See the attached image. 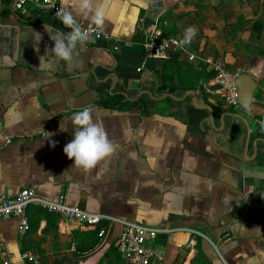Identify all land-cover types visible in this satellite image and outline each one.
Segmentation results:
<instances>
[{"label": "crops", "instance_id": "1", "mask_svg": "<svg viewBox=\"0 0 264 264\" xmlns=\"http://www.w3.org/2000/svg\"><path fill=\"white\" fill-rule=\"evenodd\" d=\"M97 3L104 23L84 15L77 23L100 26L120 50L89 38L64 62L51 55L50 34L70 29L55 13L31 8L23 16L13 0H0V192L35 186L48 200L168 228L156 246L165 259L155 264H264V0ZM138 30L144 51L133 49ZM158 30L170 43L163 52L146 47ZM46 53L47 67L40 65ZM206 60L255 78L250 112L218 93L213 77L185 69ZM116 93L145 108H106L101 100ZM83 108L114 149L90 169L63 151L73 138L70 118ZM46 226L42 219L22 235L18 218L0 220V264H31L27 251L41 264H127L116 221L92 249L94 229L61 219Z\"/></svg>", "mask_w": 264, "mask_h": 264}, {"label": "built area", "instance_id": "2", "mask_svg": "<svg viewBox=\"0 0 264 264\" xmlns=\"http://www.w3.org/2000/svg\"><path fill=\"white\" fill-rule=\"evenodd\" d=\"M63 6L62 0H13V9L20 15H27L33 8L36 12H57ZM83 31L89 34V38L102 39L112 45V49L120 50L121 46L117 39L106 33L100 26H80ZM162 33L154 31L150 34L146 47L163 52L170 46L168 40L161 37ZM189 61H195L196 56L190 54ZM205 64L214 71V85L218 93L226 100L239 106L238 88L236 79L239 72L233 71L223 61L206 60ZM31 205L56 213L61 220L76 223L82 228L97 229L100 227V234H105V227L111 221L123 225V233L118 242V250L127 261V264H155L165 259V254L156 248L159 239L169 233L168 228H154L136 222L118 219L102 214H94L69 204L63 197L57 201L48 200L39 196L35 186L24 188L16 195H8L0 192V220L7 218H18L20 220V233L26 234L28 229L27 210ZM0 242V250L2 249ZM24 260L31 264H41V257L34 251H27L22 254Z\"/></svg>", "mask_w": 264, "mask_h": 264}, {"label": "clouds", "instance_id": "3", "mask_svg": "<svg viewBox=\"0 0 264 264\" xmlns=\"http://www.w3.org/2000/svg\"><path fill=\"white\" fill-rule=\"evenodd\" d=\"M63 6L57 9L56 16L70 31L66 34H50L53 46L51 55L58 60L69 62L72 59L73 48L84 45L89 40V34L83 31L77 23V16H90L91 20L102 25L106 19L105 9L102 5H93V0H62ZM48 31V29L46 28ZM186 33L193 34V29H186ZM37 41L40 35L37 33ZM42 66H49L47 53L41 57ZM74 127L73 138L64 146V153L73 160L74 165L84 169L93 168L100 160L113 152V144L109 140L105 129L95 122L89 108L75 112L71 116Z\"/></svg>", "mask_w": 264, "mask_h": 264}, {"label": "trees", "instance_id": "4", "mask_svg": "<svg viewBox=\"0 0 264 264\" xmlns=\"http://www.w3.org/2000/svg\"><path fill=\"white\" fill-rule=\"evenodd\" d=\"M163 36L166 37V34H163ZM145 40H146V36L143 33V31L138 30L137 33L133 37V41L136 43L133 46V49H135L137 51H144V46L141 43H143ZM173 47H174V45L172 46V48ZM171 53H173V52H171ZM169 67H170V65H169ZM185 69L191 73H200L202 75H205L207 77V79L214 77V71L213 70L208 71L207 65H205V64L199 65L195 68H193L191 66H186ZM200 91L204 92V88H201ZM101 101L106 108L114 109V110H120V111L130 110L135 106L133 102L128 100L123 94H120V93L106 95ZM144 102H145L144 100H140L138 102L137 106H135V107H138V108L143 107V109H144L145 108ZM144 112L146 113L147 110L145 109ZM28 214H29V216H28ZM27 218H28L29 225H28V229H27L26 233H28L32 230H35L37 225H38V222L42 219L46 220V222H47V226L44 229L45 232L48 230V227H50V225L53 224L54 226H57V223L60 220L59 215H57L56 213L46 211V210H44L41 207L36 206V205H31L29 207V209L27 210ZM106 226H107V224L103 225L102 227L106 228ZM99 231H100V227H98L97 229L89 231L90 234L88 236V239H89V241H92V243L89 247H87V249H92L100 243V240L103 237V235H101ZM82 251H84V250H82Z\"/></svg>", "mask_w": 264, "mask_h": 264}, {"label": "water", "instance_id": "5", "mask_svg": "<svg viewBox=\"0 0 264 264\" xmlns=\"http://www.w3.org/2000/svg\"><path fill=\"white\" fill-rule=\"evenodd\" d=\"M238 88L239 103L248 111H251V104L258 88V82L248 72L240 74L236 79ZM166 239L160 238L159 244H165Z\"/></svg>", "mask_w": 264, "mask_h": 264}, {"label": "rangeland", "instance_id": "6", "mask_svg": "<svg viewBox=\"0 0 264 264\" xmlns=\"http://www.w3.org/2000/svg\"><path fill=\"white\" fill-rule=\"evenodd\" d=\"M156 246H158V245H156Z\"/></svg>", "mask_w": 264, "mask_h": 264}]
</instances>
